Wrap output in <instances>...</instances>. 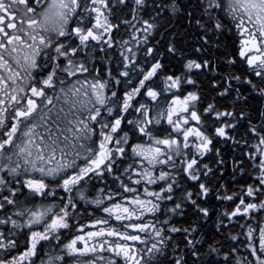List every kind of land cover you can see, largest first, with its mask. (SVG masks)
I'll use <instances>...</instances> for the list:
<instances>
[{
	"label": "snow or ice",
	"instance_id": "1",
	"mask_svg": "<svg viewBox=\"0 0 264 264\" xmlns=\"http://www.w3.org/2000/svg\"><path fill=\"white\" fill-rule=\"evenodd\" d=\"M0 264H264V0H0Z\"/></svg>",
	"mask_w": 264,
	"mask_h": 264
},
{
	"label": "trees",
	"instance_id": "2",
	"mask_svg": "<svg viewBox=\"0 0 264 264\" xmlns=\"http://www.w3.org/2000/svg\"><path fill=\"white\" fill-rule=\"evenodd\" d=\"M117 15L119 16L120 14L117 13ZM175 23H176V27L173 29V31L176 33H179L178 43L189 54L196 55V53L194 52V45H196V43H197L196 37L191 33V31H189V32L184 31V28L186 27V25L183 24V22H175ZM169 27H172V26L169 25ZM117 35H118V37L127 38V34L124 32H120ZM169 39H172V37L169 36L167 33H165V42ZM215 43L219 44V51H216V49L214 47L212 49V51L215 52L216 56H219L222 58L223 55H225V54H235V52H236L237 44L235 42V37L232 35L221 37V39L219 41H215ZM172 63H175V61H173ZM237 69L240 72H242L244 70L243 67L239 64L237 65ZM200 79L203 82V96H204L205 101L211 100L212 97L214 96V92H213L211 85L209 83V80L211 79V77H208V78L200 77ZM225 155L229 158L231 157V155H232L231 148H225ZM227 172H230V167H226V173ZM222 182H231V177L229 175H226L224 178V181H222ZM212 203H218V202L213 200ZM103 215L104 214L100 211H97L95 213L96 217H100ZM92 218L93 217H85L83 222L88 223ZM113 223H115V222L113 221ZM204 231L207 232L210 237H213L214 230L212 228V222H209L208 226L204 229ZM226 243L228 244V246H231L230 241H227ZM239 247L241 249V254H246L244 252L243 245H239Z\"/></svg>",
	"mask_w": 264,
	"mask_h": 264
}]
</instances>
